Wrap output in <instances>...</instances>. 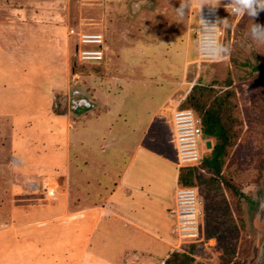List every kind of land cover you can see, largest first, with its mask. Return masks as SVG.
Returning a JSON list of instances; mask_svg holds the SVG:
<instances>
[{"label": "rangeland", "instance_id": "obj_1", "mask_svg": "<svg viewBox=\"0 0 264 264\" xmlns=\"http://www.w3.org/2000/svg\"><path fill=\"white\" fill-rule=\"evenodd\" d=\"M227 2L218 8L230 25L221 41L229 54L193 63L195 4L181 18L180 0H0V264L77 263L82 246L70 238L63 212L70 116L84 110L83 99L97 107L95 93L110 76L180 78L186 53L188 87L199 82L234 93L240 137L225 174L247 198H231L199 165L193 188L203 234L193 248L178 241L173 251H193L203 264L256 263L264 243V44L249 36L247 15L225 10ZM140 3L150 19L138 18ZM255 22L264 25V12ZM88 35L101 36L103 47L83 44ZM86 50H101L102 61L81 60ZM202 142L203 157L211 149ZM56 216L40 228V220Z\"/></svg>", "mask_w": 264, "mask_h": 264}, {"label": "crops", "instance_id": "obj_2", "mask_svg": "<svg viewBox=\"0 0 264 264\" xmlns=\"http://www.w3.org/2000/svg\"><path fill=\"white\" fill-rule=\"evenodd\" d=\"M142 4L137 16L148 20L151 11ZM184 57L180 78L133 74L102 80L95 93L99 105L83 99L84 110L70 116L63 212H69L70 238L82 246L76 264L152 263L163 257L157 261L162 264L177 248L174 193L180 167L173 113L193 87L187 86L190 61ZM207 142L202 144L210 150L213 143L208 149ZM58 218L40 220V228Z\"/></svg>", "mask_w": 264, "mask_h": 264}, {"label": "built area", "instance_id": "obj_3", "mask_svg": "<svg viewBox=\"0 0 264 264\" xmlns=\"http://www.w3.org/2000/svg\"><path fill=\"white\" fill-rule=\"evenodd\" d=\"M200 19H204L209 24L216 23L217 20H223L219 8L211 10L204 6L201 11L198 8L197 27L195 35L198 43V61H215L220 56L213 55L215 45L221 44L224 38V27L218 25L214 31L210 32ZM73 34V32H71ZM90 36V35H88ZM88 36H82L83 44L96 45L103 47L101 36L94 39L93 42L87 40ZM80 59L83 61H102L103 52L101 50L80 51ZM173 131L174 143L177 151L178 166L198 167L201 164L202 156L200 143L203 141L200 120L191 110H176L173 113ZM174 215L176 218V234L180 243H194L200 239V219L203 215L202 202L198 197L195 188L178 187L174 193ZM128 264H150L145 260H131Z\"/></svg>", "mask_w": 264, "mask_h": 264}, {"label": "trees", "instance_id": "obj_4", "mask_svg": "<svg viewBox=\"0 0 264 264\" xmlns=\"http://www.w3.org/2000/svg\"><path fill=\"white\" fill-rule=\"evenodd\" d=\"M234 93L231 90L216 93L212 86L195 84L179 106V110H191L200 120L203 139L214 140L209 154L202 157L201 168L210 178L219 182L233 199H246L247 196L234 182L232 173L225 174V165L230 149L240 137V122L234 115ZM199 167H181L179 187L193 188L195 174ZM193 248L194 243L188 244ZM187 245V246H188ZM193 251L174 250L162 264H203L197 261Z\"/></svg>", "mask_w": 264, "mask_h": 264}, {"label": "clouds", "instance_id": "obj_5", "mask_svg": "<svg viewBox=\"0 0 264 264\" xmlns=\"http://www.w3.org/2000/svg\"><path fill=\"white\" fill-rule=\"evenodd\" d=\"M193 4H195L200 11L204 6H208L211 10H215L220 6L221 0H180L179 7L176 9L177 15L182 18L185 11ZM224 6L225 10L232 16L243 17L247 15L251 20L248 30L249 36L258 44H264V25L255 22L260 12H264V0H228ZM200 22L210 32L214 31L220 25H223L224 28L230 26L228 19L217 20L216 23L212 24H209V22L204 19H200ZM229 52L230 45L217 43L213 55L225 56L229 54Z\"/></svg>", "mask_w": 264, "mask_h": 264}, {"label": "water", "instance_id": "obj_6", "mask_svg": "<svg viewBox=\"0 0 264 264\" xmlns=\"http://www.w3.org/2000/svg\"><path fill=\"white\" fill-rule=\"evenodd\" d=\"M207 148H211V142H207L206 144ZM255 264H264V243L262 244V247L259 251L258 258L256 259Z\"/></svg>", "mask_w": 264, "mask_h": 264}, {"label": "bare ground", "instance_id": "obj_7", "mask_svg": "<svg viewBox=\"0 0 264 264\" xmlns=\"http://www.w3.org/2000/svg\"><path fill=\"white\" fill-rule=\"evenodd\" d=\"M96 36V35H95ZM97 37H94V35H90L87 37V40L90 41V42H93L94 39H96Z\"/></svg>", "mask_w": 264, "mask_h": 264}, {"label": "flooded vegetation", "instance_id": "obj_8", "mask_svg": "<svg viewBox=\"0 0 264 264\" xmlns=\"http://www.w3.org/2000/svg\"><path fill=\"white\" fill-rule=\"evenodd\" d=\"M263 210H264V209H263ZM262 213H264V211H263Z\"/></svg>", "mask_w": 264, "mask_h": 264}]
</instances>
